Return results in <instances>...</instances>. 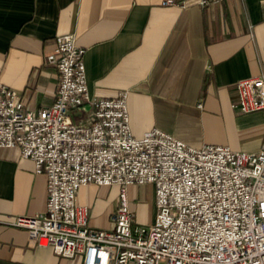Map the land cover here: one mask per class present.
Listing matches in <instances>:
<instances>
[{"label": "crops", "instance_id": "1", "mask_svg": "<svg viewBox=\"0 0 264 264\" xmlns=\"http://www.w3.org/2000/svg\"><path fill=\"white\" fill-rule=\"evenodd\" d=\"M161 1L0 0V80L25 108L49 106L58 70L46 55L57 35L73 33L85 50L89 94L126 90L135 135L159 127L194 146L257 151L264 110H240L236 82L264 75V0ZM91 117L88 103L71 111L74 121ZM46 198L34 161L0 146V264H81L80 255L56 254L10 223L42 212ZM76 200L88 206L91 226H113L115 185H83Z\"/></svg>", "mask_w": 264, "mask_h": 264}, {"label": "built area", "instance_id": "2", "mask_svg": "<svg viewBox=\"0 0 264 264\" xmlns=\"http://www.w3.org/2000/svg\"><path fill=\"white\" fill-rule=\"evenodd\" d=\"M84 52L73 33L55 37L46 62L58 70L56 94L38 110L0 80V146H17L47 185L45 209L10 223L81 264H264V142L257 151L194 146L159 127L137 136L126 90L89 94ZM236 90L240 110H264L263 74L238 79ZM85 103L92 117L74 121L71 111ZM90 183L119 187L110 228L91 226L88 206L76 200ZM135 183L154 186L147 225L134 222L127 187Z\"/></svg>", "mask_w": 264, "mask_h": 264}, {"label": "rangeland", "instance_id": "3", "mask_svg": "<svg viewBox=\"0 0 264 264\" xmlns=\"http://www.w3.org/2000/svg\"><path fill=\"white\" fill-rule=\"evenodd\" d=\"M119 192V187L115 185ZM128 196L135 211L136 224H149L155 215L154 186L151 183L130 184Z\"/></svg>", "mask_w": 264, "mask_h": 264}]
</instances>
